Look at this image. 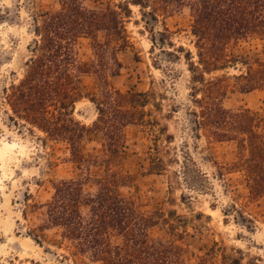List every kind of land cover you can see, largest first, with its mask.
Here are the masks:
<instances>
[{"label":"trees","instance_id":"trees-1","mask_svg":"<svg viewBox=\"0 0 264 264\" xmlns=\"http://www.w3.org/2000/svg\"><path fill=\"white\" fill-rule=\"evenodd\" d=\"M58 3V9L34 19L32 55L22 77L4 90L12 115L50 139L66 142L72 161L84 173L53 182V193L44 204L46 225L59 229L60 243L71 253L94 263L181 264L183 247L174 240L152 241L148 229L161 220L171 235L182 237L183 219L162 209L145 214L135 199L119 191L130 179L120 168L127 126L147 127L153 136L152 172L166 169L159 141L163 137L165 143L172 142L171 135L165 134L167 127L155 115L161 104L153 101L154 92L121 91L110 85L109 76L118 75L122 66L117 54L130 45L126 29L130 5L154 18L170 14L174 8H188L194 51H179L184 52L189 71V129L195 139L203 136L208 142L235 143L236 159L224 168L243 175L248 198L255 200L264 198L260 118L249 108H225L222 100L230 77L214 74L233 69L237 74L231 77L240 91L264 88V0H121L100 9L86 8L80 0ZM169 33L165 27L159 43L172 46ZM81 38L89 41L88 60H79L76 55L75 45ZM243 42H254L261 57L250 60L247 54L238 55L234 49ZM80 74L91 75L97 86L96 94L90 97L95 108L90 127L73 116L81 95L77 84ZM175 108L170 112L177 111ZM90 132L101 138L100 153L93 159L80 148L81 138ZM163 151L169 152L166 148ZM92 162L100 163L104 174L96 179L95 190L86 192L83 186L89 176L85 170ZM224 259L223 264H239L236 257L225 255Z\"/></svg>","mask_w":264,"mask_h":264},{"label":"rangeland","instance_id":"rangeland-1","mask_svg":"<svg viewBox=\"0 0 264 264\" xmlns=\"http://www.w3.org/2000/svg\"><path fill=\"white\" fill-rule=\"evenodd\" d=\"M119 1L80 3L100 9ZM58 8V0H0V264H98L71 253L60 243L59 229L46 225L44 204L53 193V182L84 174L72 161L68 144L50 139L14 117L4 99V90L22 77L32 55L34 19ZM130 8L126 19L130 45L118 52L122 66L118 75L109 76L110 85L121 91L154 92L153 101L161 104L155 115L167 127L165 134L171 135L172 142L165 143L163 137L159 141L166 169L155 173L149 169L153 136L147 127L125 128L120 168L130 179L119 187L121 195L135 199L145 214L162 209L183 219L182 237L171 235L161 220L148 229L152 241L174 240L183 247L181 264H223L225 255L236 257L239 264H264V198L249 199L243 175L224 168L236 159L235 143L208 142L203 136L195 139L186 120L189 71L184 52L179 50L194 51L188 8H174L170 14L155 18L142 15L138 6ZM165 27L172 46L159 43ZM253 43L243 42L234 51L240 56L247 54L250 60L261 57L260 47ZM75 51L79 60H88V39H79ZM222 74L230 77L224 107L257 112L264 134V88L242 92L231 77L236 70L214 75ZM77 84L81 95L73 116L90 127L95 119L90 97L96 94L97 86L87 74L78 75ZM173 106L177 111L170 112ZM100 141L99 134L85 133L80 140L84 155L91 159L97 156ZM85 174L89 180L84 190L93 192L96 179L104 174L103 166L92 162Z\"/></svg>","mask_w":264,"mask_h":264}]
</instances>
